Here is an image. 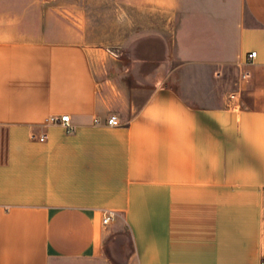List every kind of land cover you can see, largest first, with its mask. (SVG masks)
Masks as SVG:
<instances>
[{
	"label": "crops",
	"instance_id": "0c3cea01",
	"mask_svg": "<svg viewBox=\"0 0 264 264\" xmlns=\"http://www.w3.org/2000/svg\"><path fill=\"white\" fill-rule=\"evenodd\" d=\"M91 13L0 0V264H264V0Z\"/></svg>",
	"mask_w": 264,
	"mask_h": 264
},
{
	"label": "rangeland",
	"instance_id": "374dc122",
	"mask_svg": "<svg viewBox=\"0 0 264 264\" xmlns=\"http://www.w3.org/2000/svg\"><path fill=\"white\" fill-rule=\"evenodd\" d=\"M22 10L26 19L39 26L51 28L57 32L69 31L73 35H78L81 28L86 26V20L90 25L91 11L98 10L99 24L103 27L101 21L102 12L105 4L110 5V0H11ZM88 9V16H86ZM102 29V28H101ZM110 52L120 53V46H105ZM117 213H114L116 216ZM118 244V245H116ZM114 247L119 252L120 257L124 260L132 252L128 232L119 235L115 240Z\"/></svg>",
	"mask_w": 264,
	"mask_h": 264
},
{
	"label": "built area",
	"instance_id": "2783aa9c",
	"mask_svg": "<svg viewBox=\"0 0 264 264\" xmlns=\"http://www.w3.org/2000/svg\"><path fill=\"white\" fill-rule=\"evenodd\" d=\"M257 57V51H252L249 53L248 55V58L250 60H254L255 58ZM242 77L244 79H246L248 77V73L245 72ZM232 98L235 97V94H232L231 95ZM49 121L51 123H61V124H64L65 126L67 127H70V116L69 114H66V115H63L61 117H56V116H52ZM96 122L98 123V121L96 120ZM106 124L109 125V126H118L119 125V119L116 115H111L110 117L107 118L106 120ZM114 218V213H108V214H105L104 216V219H103V222L105 225H108L112 222Z\"/></svg>",
	"mask_w": 264,
	"mask_h": 264
}]
</instances>
